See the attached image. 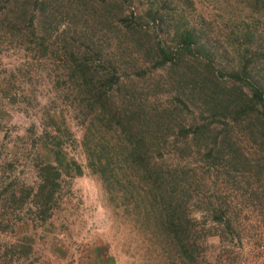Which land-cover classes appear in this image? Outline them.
<instances>
[{
	"label": "rangeland",
	"instance_id": "obj_1",
	"mask_svg": "<svg viewBox=\"0 0 264 264\" xmlns=\"http://www.w3.org/2000/svg\"><path fill=\"white\" fill-rule=\"evenodd\" d=\"M185 28L217 50L216 64L227 72L242 57L264 55V15L246 0H0V264H180L171 245L161 237L154 243L152 227L139 224L132 207L108 201L88 168L82 136L91 110L72 69L86 63L100 82L118 79L111 88L117 109L140 104L149 112L189 100L195 115L184 109L170 125L206 121L196 113L202 110L198 96L188 90L184 67L193 53L175 65H164L157 53L158 43L168 53L178 50L173 32ZM52 113L62 139L64 124L74 138L68 158L82 173L60 182L53 211L43 215L36 190L27 195V189L36 188L37 150L51 142L40 139V130ZM216 121L221 128L223 118ZM171 135H162L161 144ZM237 138L244 154L224 152L213 161L220 170L207 169L201 156L190 158L196 183L186 209L193 220L187 234L196 241V264H264V152L243 130ZM205 206H220L223 221L214 222Z\"/></svg>",
	"mask_w": 264,
	"mask_h": 264
},
{
	"label": "trees",
	"instance_id": "obj_2",
	"mask_svg": "<svg viewBox=\"0 0 264 264\" xmlns=\"http://www.w3.org/2000/svg\"><path fill=\"white\" fill-rule=\"evenodd\" d=\"M246 4L264 15V0H246ZM154 11L149 14L155 15L157 11ZM152 21L155 22V18ZM172 40L181 47L168 53V48L158 43V56L164 65H175L182 61L186 52L193 53V62L184 67L189 70V76L186 71L185 75L190 81V97L198 96L202 106V110L196 113L206 121L170 125L178 121L184 109L188 115H195L189 108V100L180 99L179 108L174 106L149 112L142 104L141 109L140 104L136 109H117L114 105L115 90L111 88L114 84L119 85L118 79L100 82L98 72L86 63L78 64L72 70L81 80L80 91L85 98V108L91 110L82 136L87 166L100 178L108 201L118 200L119 207H132L138 217L136 221L152 227L150 234H153L154 243L161 237L166 245H171L170 249L180 257V264H196V241L187 234V226L193 220L186 215V209L191 199L190 191L196 183L193 179L195 168L191 166L190 158L201 156L203 166L205 161L211 162H208L207 169L220 170L221 166L213 162L218 156L224 152L229 156L244 154L236 141L240 129L247 140L261 153L264 152L259 148L264 146V55L257 56L261 60L254 61L247 56L242 57L237 68L230 73L218 67L217 50L207 49L204 45L207 40L203 42L194 28L174 31ZM203 113L208 118L203 117ZM46 118L49 122L42 124L39 136L41 140L49 138L51 142H42L40 148L44 151V147L50 160L46 162L41 149L37 150L41 166L36 168V188L27 189V195L36 190L43 215L49 209L53 211L51 206L60 182L82 173L80 165L73 158H68L74 138L67 125L63 126L66 134V140H63L65 135L61 136L55 114H47ZM217 118L224 120L221 128L214 126ZM167 131L172 135L169 141L166 138L167 141L164 139L161 144V138ZM165 147H168L167 154L161 152ZM202 169L199 168L200 172ZM201 174L205 176V172ZM22 195L23 192L20 198ZM15 196L13 193L12 200ZM203 210L214 222L223 221L224 213L220 206H205ZM22 248L27 249V246Z\"/></svg>",
	"mask_w": 264,
	"mask_h": 264
}]
</instances>
